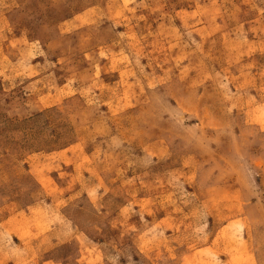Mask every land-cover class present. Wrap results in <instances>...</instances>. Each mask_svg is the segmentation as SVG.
<instances>
[{"label": "rangeland", "instance_id": "374dc122", "mask_svg": "<svg viewBox=\"0 0 264 264\" xmlns=\"http://www.w3.org/2000/svg\"><path fill=\"white\" fill-rule=\"evenodd\" d=\"M0 264H264V0H0Z\"/></svg>", "mask_w": 264, "mask_h": 264}]
</instances>
